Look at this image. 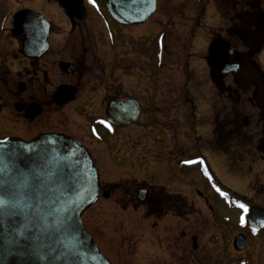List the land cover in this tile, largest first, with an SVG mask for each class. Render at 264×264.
<instances>
[{"label":"rangeland","instance_id":"1","mask_svg":"<svg viewBox=\"0 0 264 264\" xmlns=\"http://www.w3.org/2000/svg\"><path fill=\"white\" fill-rule=\"evenodd\" d=\"M208 2L207 15L199 32L200 36L194 40L195 47L186 56L193 77L198 79H209L208 66L204 57L207 41L210 38L206 29L211 31L212 28L219 26L221 16L224 15L218 14L222 11L220 0H208ZM256 3H258L257 8L264 12V0H256ZM248 7L247 4H240L242 11L247 10ZM164 12L159 2L155 14L150 16L146 22L127 29L125 35L128 50L126 53L123 52L122 59L126 65L139 64L144 67V80L156 77L157 69L153 67L155 63H158L161 66L158 70L161 78H168L179 83L185 78V74L181 69L180 59H178L182 54H178L174 47L180 43H175L176 41H172L165 34L166 36L161 37L162 49L158 56L153 55L152 51L155 41L150 37L151 32L159 34L163 27L177 31L184 28L181 18L176 20L174 27L169 26L162 16ZM105 25V22H102L101 18L91 11L85 17L80 29L88 33L87 37L95 40L98 35L109 30ZM109 27L112 34L119 40L120 31L113 26ZM97 40L100 41V38ZM94 45L98 47L95 50L96 62L98 65L100 63L98 68L107 71L112 57L110 44L106 42V47L101 42ZM137 46L140 47V51ZM120 47L121 44L117 43L112 48V61L120 60L121 53L118 52L116 55ZM238 49L243 51L242 46ZM115 56L117 58H114ZM153 56L157 58L153 60ZM254 60L264 71V46L254 56ZM117 66L116 62L112 64L113 78L128 77V82L132 84L138 82L137 74H130L132 70L128 75H123ZM225 82L226 85L233 86L231 75L225 78ZM129 87L131 88L130 93H135L144 99L142 103H148V111H144L141 120L134 124V131L129 128L120 130L122 127L107 130L101 123H98V120L103 118V91L84 109V113L76 110L77 102L66 107L63 113H55L58 119L63 116L64 119L66 116L69 118V127H60V130L65 133L70 131L80 137L85 131L93 139L95 138L91 133H95L103 139L107 150L106 152L105 149H100L98 146L100 142L96 143L91 138L95 143L89 147V150L94 156L101 191H110V196L103 198L100 194L98 201L82 214L81 219L85 230L92 236L111 264H220L221 238H224L227 243L225 249L230 251L225 258L229 260L236 255H243L244 253L238 254L231 247V238L236 230L241 228L239 222L243 216L240 208L232 206L240 203L237 195L244 193L252 197L258 205L264 206V149L259 146V139L263 136L262 123L258 109L249 100L251 90L238 96L235 94L229 98L225 96L221 108L218 107L221 110L220 117L223 118L224 142L219 144V153L216 158L212 155L216 171L210 167L213 176L210 174L204 176L195 171L197 167L194 164L186 163L185 158L163 155L160 159L165 160V164L161 161L158 163L159 159L155 150L151 149L150 141L161 133L156 126V123L161 122L164 126L170 127L171 133L183 127L187 128L186 135L194 146L191 156L202 154V150L208 151L213 146L207 139L211 135H208V130H206L211 125V109L209 108L208 113L204 111L202 115L197 113L190 118L183 116L175 122L172 110L162 111L159 114L154 110L153 102L148 97L150 90L153 89L151 85L142 82L140 86ZM133 87L136 90L139 88V91L132 90ZM206 88L207 95L211 98L212 87L207 85ZM176 103L177 106L180 101ZM172 104L174 105L173 101ZM208 104L214 105L216 101L212 103L208 101ZM173 105L171 106L174 107ZM183 106L184 111L188 110L185 105ZM85 115L94 119V123L88 125L90 134L86 129L87 117ZM181 115L184 114L181 113ZM243 115L246 116L248 125L241 119ZM71 128L73 131L70 130ZM75 129L77 132H74ZM185 140L183 136L179 139L175 136L172 142L175 145L182 143L188 149L190 142L187 140L185 143ZM84 142L88 144V141L84 140ZM165 169L173 175L168 178L164 177ZM142 185L148 187L149 190L152 189L150 195H147V200L150 197L154 198V195L159 193L156 190L163 186L168 192L181 194L180 196L187 201L188 207L179 213H173L171 210L167 212L166 209L158 210L157 205L147 207L146 201L140 202L136 198L137 187ZM220 187L224 191H221ZM219 193L224 198L217 197V199L216 195ZM225 198L228 199L227 205L224 204ZM209 205L213 207L212 210ZM217 220L223 225L222 228L217 227ZM194 238L195 248L193 247ZM255 243L257 246L252 247L251 250L258 247L257 250L263 257L264 242Z\"/></svg>","mask_w":264,"mask_h":264},{"label":"flooded vegetation","instance_id":"2","mask_svg":"<svg viewBox=\"0 0 264 264\" xmlns=\"http://www.w3.org/2000/svg\"><path fill=\"white\" fill-rule=\"evenodd\" d=\"M79 1L65 0L69 4H76ZM159 2H161V6L165 10L162 16L167 20L169 26L174 27L176 20L179 18L184 23L182 25L184 28L178 31L168 30L163 27L162 32H159V34L150 33L151 39L155 41L152 47L153 55L158 56V53H160L159 51L162 49L161 37L166 36L165 34L172 41H176L175 43H180L177 46L174 45L175 51L180 55L182 54L178 59H180L181 69H183L185 74V78L179 83L173 82L168 78H161L158 71L161 66L158 63H155L156 66L154 65L153 67V69H157L155 71L156 77L146 80L143 78L144 67L139 64L132 66L124 64L122 54L128 50L125 34H127V29L134 25L129 26L115 22L108 13L106 0H81L80 2L84 7L86 16L92 11L97 17L101 18L102 22H105V27L110 30H105L95 40L87 37L88 33L80 29L85 18L83 20L75 17L70 18L60 6L58 0H0V140L18 138L28 141L40 133H62L79 141L89 151L95 164L93 153L90 152L89 147H92V144L95 142H100L99 148L105 149L106 152L107 150L104 147L105 143L103 139L88 130V125L92 122L94 123V119L92 120V118L85 115L87 117L86 129L95 139L85 131L83 136L80 137L75 136L70 131L65 133L60 130V127H69V118L66 116L64 119L63 116L61 119H58L55 113H63L66 107L75 102L78 103L76 110L84 113V109L103 91V118L99 120V123L107 130L119 128L105 123L107 104L112 100L134 99L139 103L140 114L136 122L120 129L125 130L129 128L134 131V124L141 120L144 111H148V103H142L141 101L144 99L135 93H130L131 88L129 86H140L142 82H147L153 87L148 97L153 102L152 105L156 113L159 114L162 111L167 112V110H172L171 113L175 117V122L183 116L190 118V116L192 117L197 113L202 115L204 111L208 113L209 108L211 109V125L206 130H208V135H211L210 139H207L213 146L208 151L202 150V154L191 156L190 154L194 146L186 135L187 128L183 127L179 131L171 133L169 126H164L159 122L156 123V126H158L159 133H161L150 141L152 144L151 149L155 150L154 152L159 159L157 161L156 158L154 161L158 163L161 161V163L165 164V160L162 161L160 159L163 155L174 158H185L186 163L194 164L197 167L195 169L196 172L198 171V173L204 176L207 174L212 175V170L216 171L212 162V155L216 158V155L219 153V144L224 142L223 118L220 117L221 110L218 107L221 108L225 96L229 98L232 94L238 96L246 91L249 92L251 90L249 84H251L256 76L254 65L246 62L244 59V47L240 40L241 32L244 26L251 23V21L257 25L258 20L260 26L264 25V12L257 8L258 3H256V0H220L222 11L218 12V14L226 16H221V24L215 27V29L212 28L211 31L208 28L206 29L210 38L207 41L205 60L209 43L217 37L227 40L234 47L235 52L241 51L238 47H243V51H241L242 68L236 74L231 75L233 82V86H231L226 85L225 78H220L218 74L214 80L210 77L209 79L193 77L188 57L186 59L188 52L195 47L194 40L200 36L199 32L203 26V20L206 19L207 15L208 0H156L153 15L159 7ZM240 4H247L249 7L247 10L242 11L240 10ZM188 11L190 13L187 14ZM109 26H113L116 30L120 31L121 37L119 40L112 34ZM97 38H100V41ZM100 42L105 47L106 42L110 44L112 57L107 71L99 69L100 63L98 65L96 62L95 50L98 47L94 44ZM117 43L121 44L120 51L116 53V55L118 52L121 53L120 60L112 61L113 53L111 50ZM137 48L140 51V47L137 46ZM105 52H108L107 48ZM157 56H153V60ZM105 58L107 59V54ZM114 58L117 57L115 56ZM114 62H116L118 65L117 69L123 75H128L131 70L130 74H137L139 78L138 82L132 84L128 82V77L113 78L112 64ZM209 71L210 69L208 68L207 72L209 73ZM141 76L142 78H140ZM207 85L212 87L211 98L207 95ZM134 87L132 90H136ZM58 88H65L66 92L62 97L63 99L72 94V100L59 104L53 98ZM136 91H139V88ZM252 96L253 93L250 94L251 98ZM177 101H180V103L176 106ZM208 101L211 103L216 101V104L209 105ZM183 105L188 110L184 111L182 109ZM29 106H32L31 111L28 110ZM35 107L40 109V113L31 116ZM181 113L184 115H181ZM241 119L246 125L249 124L246 116L243 115ZM70 130L73 131V128ZM74 132H77L76 129ZM175 136L178 139L182 136L185 137V143H187V140L190 142L188 149L182 143L178 145L173 144L172 139ZM84 140L88 141V144ZM168 169L171 170L170 167ZM172 175L171 172L165 169L163 173L164 177L168 178ZM215 180L219 182L217 178ZM143 182L145 181L143 180ZM134 185H136V182H134ZM148 186L152 185L148 184ZM141 187L148 189L147 195L149 196L152 189L149 190L148 187L143 185ZM139 188L137 187V190ZM220 188L221 191H224L222 187ZM161 189H163L165 195L178 194L166 191V188L163 186L156 191L162 192L159 191ZM220 194H217L216 198H220ZM156 195L158 194L156 193ZM237 198L240 203L237 206H232L234 208H240V205L243 204L245 207L249 205L264 209L263 205H258L246 193L237 195ZM152 200L153 198L150 197L146 202L144 201L145 205L147 207L150 206ZM157 208L162 211L164 209L167 212L170 211L167 206H162V204L157 205ZM209 208L213 209L210 205ZM244 217L246 222H239L241 228L236 230L231 238L233 250L238 254H244L236 255L229 260L225 258L230 251L225 249L227 243L224 238H221L220 264H264V254L262 257V254L257 250L259 248L251 250L252 247L257 246L255 242H264V228L257 231L252 229L247 223V216L245 215ZM216 222L217 227L222 228L223 225H221L220 221L217 220ZM239 234L244 235L245 246L241 250H236L233 246V240Z\"/></svg>","mask_w":264,"mask_h":264},{"label":"water","instance_id":"3","mask_svg":"<svg viewBox=\"0 0 264 264\" xmlns=\"http://www.w3.org/2000/svg\"><path fill=\"white\" fill-rule=\"evenodd\" d=\"M58 2L70 18L86 17L81 0ZM155 4L156 0H106L112 19L124 25L143 23ZM241 59L242 53L227 40L215 38L207 48L210 77L235 74ZM64 89L58 88L53 96L59 104L73 98L70 94L63 99ZM39 113L35 107L31 116ZM138 114L134 99L112 100L106 107V119L114 126L132 124ZM147 194V188H139L136 198L144 202ZM101 195L109 198L110 191ZM99 197L98 172L77 140L61 133H40L29 141L0 140V199L7 202L0 206V264H111L81 219ZM246 208L250 227L263 228L264 209ZM233 246L243 249L244 235L235 236Z\"/></svg>","mask_w":264,"mask_h":264},{"label":"trees","instance_id":"4","mask_svg":"<svg viewBox=\"0 0 264 264\" xmlns=\"http://www.w3.org/2000/svg\"><path fill=\"white\" fill-rule=\"evenodd\" d=\"M242 16L244 15L242 14ZM240 40L242 46L244 47V59L246 62L253 64L256 68L255 79L249 85L251 93H253L251 102L258 109L259 119L262 123L263 136L259 140V146L264 149V72L254 60V56L264 46V25L260 26L258 24V20L257 25L253 21L246 24L241 32ZM159 191L162 192L157 193L158 195L156 196L154 195L150 206L153 207V205L162 204V206H167L173 213H179L182 209H186L188 207L187 201L179 194L169 196L163 193V189Z\"/></svg>","mask_w":264,"mask_h":264},{"label":"snow or ice","instance_id":"5","mask_svg":"<svg viewBox=\"0 0 264 264\" xmlns=\"http://www.w3.org/2000/svg\"><path fill=\"white\" fill-rule=\"evenodd\" d=\"M7 202L4 201L3 199H0V206L6 204ZM240 208L244 209V211H247V208L245 207V205L241 204ZM242 223H243V218H242Z\"/></svg>","mask_w":264,"mask_h":264}]
</instances>
